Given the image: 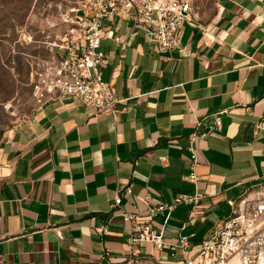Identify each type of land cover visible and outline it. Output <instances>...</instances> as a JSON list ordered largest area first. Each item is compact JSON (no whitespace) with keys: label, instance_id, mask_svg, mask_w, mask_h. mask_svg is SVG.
Returning <instances> with one entry per match:
<instances>
[{"label":"crops","instance_id":"1","mask_svg":"<svg viewBox=\"0 0 264 264\" xmlns=\"http://www.w3.org/2000/svg\"><path fill=\"white\" fill-rule=\"evenodd\" d=\"M193 8L169 52L131 17L102 21L101 72L122 100L118 112L51 99L2 137L1 263L121 264L129 231L122 211L146 212L145 195L153 204L201 194L200 205L152 220L168 242L183 234L198 245L229 201L264 184V138L255 129L264 113V0H193ZM215 115L222 126L196 143L193 182L189 136L207 131ZM140 254L139 264L187 257L150 244Z\"/></svg>","mask_w":264,"mask_h":264},{"label":"built area","instance_id":"2","mask_svg":"<svg viewBox=\"0 0 264 264\" xmlns=\"http://www.w3.org/2000/svg\"><path fill=\"white\" fill-rule=\"evenodd\" d=\"M193 10V0H88L84 9L66 12L62 15L66 31L55 43L57 57L41 61L31 74L35 104L41 106L51 99L74 97L84 105L94 107L96 112L109 110L115 114L122 100L102 76L101 67L106 59L102 49V21L116 16L131 17L144 28L151 42L169 52L179 47L180 31ZM223 112L226 110L220 113ZM200 125V122L196 123L197 127ZM221 126V118L215 115L207 131L193 132L189 136V180L198 181L196 171L200 159L196 143L208 136H217ZM255 129L264 138V113ZM159 159L166 161L167 158ZM142 198L146 212L139 209L122 211L129 231L127 255L121 264H139L140 247L145 244L159 251L178 247L187 256L185 264H264V184L244 190L229 201V213L220 220L212 235L198 245L189 235L183 234H180L179 242H168L163 229L155 228L152 220L162 216L166 222L181 204L200 205L201 194L181 193L172 202L153 204L149 195ZM114 204L117 207L122 204L119 193Z\"/></svg>","mask_w":264,"mask_h":264},{"label":"rangeland","instance_id":"3","mask_svg":"<svg viewBox=\"0 0 264 264\" xmlns=\"http://www.w3.org/2000/svg\"><path fill=\"white\" fill-rule=\"evenodd\" d=\"M87 1L0 0V140L31 113V74L57 57L55 43L66 31L62 15ZM5 174L0 170V184Z\"/></svg>","mask_w":264,"mask_h":264}]
</instances>
